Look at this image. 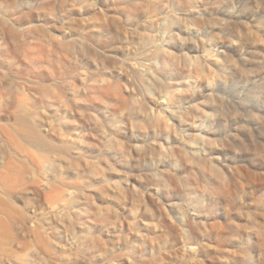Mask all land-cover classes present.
<instances>
[{
  "label": "rangeland",
  "instance_id": "rangeland-1",
  "mask_svg": "<svg viewBox=\"0 0 264 264\" xmlns=\"http://www.w3.org/2000/svg\"><path fill=\"white\" fill-rule=\"evenodd\" d=\"M0 264H264V0H0Z\"/></svg>",
  "mask_w": 264,
  "mask_h": 264
}]
</instances>
